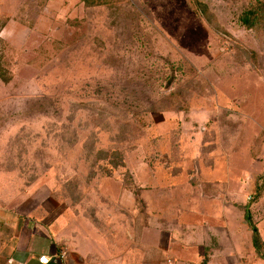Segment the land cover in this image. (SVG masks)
<instances>
[{
  "label": "rangeland",
  "instance_id": "obj_1",
  "mask_svg": "<svg viewBox=\"0 0 264 264\" xmlns=\"http://www.w3.org/2000/svg\"><path fill=\"white\" fill-rule=\"evenodd\" d=\"M196 1L0 0V220L61 264H110L197 151L264 167V0Z\"/></svg>",
  "mask_w": 264,
  "mask_h": 264
},
{
  "label": "crops",
  "instance_id": "obj_2",
  "mask_svg": "<svg viewBox=\"0 0 264 264\" xmlns=\"http://www.w3.org/2000/svg\"><path fill=\"white\" fill-rule=\"evenodd\" d=\"M203 152L197 151V158L193 156L191 162L199 167L198 173H205H197L193 183L181 174L179 180H173L179 196L147 201L149 207L135 220L132 226L136 231L129 233L127 243L109 248L110 264H264V167L258 166L259 175L246 181L241 179L246 169L230 163L231 150L211 149L208 155ZM128 209L130 212L132 207ZM246 216L257 230L259 252ZM0 226V264H39V256L59 253L56 241L49 239V247L39 249L34 239L42 236L31 230L12 229L13 224L8 222L1 221ZM79 236L78 241H82V234ZM66 241L75 253L72 235Z\"/></svg>",
  "mask_w": 264,
  "mask_h": 264
},
{
  "label": "trees",
  "instance_id": "obj_3",
  "mask_svg": "<svg viewBox=\"0 0 264 264\" xmlns=\"http://www.w3.org/2000/svg\"><path fill=\"white\" fill-rule=\"evenodd\" d=\"M194 4L196 6V8L202 13L204 14L206 11L202 8L204 5H202L200 2L194 0ZM254 11L250 10L245 12L241 17H240V21L241 23L248 29H251L254 25H256L259 21V16H254ZM211 18V17H210ZM210 18H207V23L210 24ZM216 29V28H215ZM245 221H247L249 223V227L251 228V231L253 233V244L254 247L256 248V250L259 252L261 249V243L258 237V233L256 228L251 224V222L249 221V217L246 216Z\"/></svg>",
  "mask_w": 264,
  "mask_h": 264
},
{
  "label": "built area",
  "instance_id": "obj_4",
  "mask_svg": "<svg viewBox=\"0 0 264 264\" xmlns=\"http://www.w3.org/2000/svg\"><path fill=\"white\" fill-rule=\"evenodd\" d=\"M67 259V253L65 251H60L58 254L54 255H41L38 258L39 264H50L53 263H63Z\"/></svg>",
  "mask_w": 264,
  "mask_h": 264
}]
</instances>
